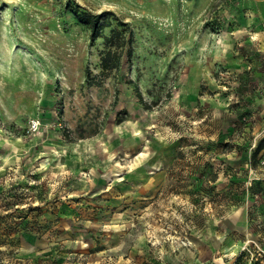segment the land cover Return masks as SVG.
I'll return each instance as SVG.
<instances>
[{"label":"rangeland","instance_id":"1","mask_svg":"<svg viewBox=\"0 0 264 264\" xmlns=\"http://www.w3.org/2000/svg\"><path fill=\"white\" fill-rule=\"evenodd\" d=\"M214 1L0 0V264H264V0Z\"/></svg>","mask_w":264,"mask_h":264},{"label":"trees","instance_id":"2","mask_svg":"<svg viewBox=\"0 0 264 264\" xmlns=\"http://www.w3.org/2000/svg\"><path fill=\"white\" fill-rule=\"evenodd\" d=\"M220 0H215L213 5L214 8L217 7L218 2ZM70 10L74 12L79 21L85 24L90 31V39L91 41H95L97 37L102 36L104 38L105 48L101 53V69L104 75H108L113 71H118L121 67L123 56L125 52L129 55L132 54V40H133V32L128 22L121 19L116 13L111 10H104L100 13L81 10L77 5L71 6ZM112 20L116 21V25L113 26L110 30L109 34H105L103 29L107 25H111ZM205 26H209L211 29H215V22L206 21ZM137 95L142 96L141 91L139 90L138 85H136ZM116 100V97H115ZM147 106L148 103H146ZM264 150V134H262L256 141L255 145L252 147V160L256 161L257 156L260 152ZM21 221H16L15 219H11L9 221L7 228L14 227L15 232L22 233V229L18 228V225ZM5 235L6 239L11 238L12 236ZM0 237H3L0 234ZM245 252H241L237 259L233 264H244L243 257ZM254 264H260L259 261H253Z\"/></svg>","mask_w":264,"mask_h":264},{"label":"built area","instance_id":"3","mask_svg":"<svg viewBox=\"0 0 264 264\" xmlns=\"http://www.w3.org/2000/svg\"><path fill=\"white\" fill-rule=\"evenodd\" d=\"M41 122L38 117H31L28 120V131L35 132L40 128Z\"/></svg>","mask_w":264,"mask_h":264},{"label":"crops","instance_id":"4","mask_svg":"<svg viewBox=\"0 0 264 264\" xmlns=\"http://www.w3.org/2000/svg\"><path fill=\"white\" fill-rule=\"evenodd\" d=\"M113 264H115V263H113ZM117 264H129V263H128V261L126 262L125 259H123V261L121 263H117Z\"/></svg>","mask_w":264,"mask_h":264}]
</instances>
